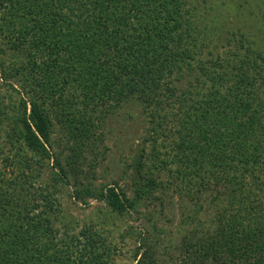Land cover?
Segmentation results:
<instances>
[{
    "label": "trees",
    "instance_id": "1",
    "mask_svg": "<svg viewBox=\"0 0 264 264\" xmlns=\"http://www.w3.org/2000/svg\"><path fill=\"white\" fill-rule=\"evenodd\" d=\"M223 2L0 0V37L17 50L16 62H0L1 81L17 93L0 95V264H118L100 227L60 221L70 185L76 199L103 200L116 214L157 187L189 199L209 192L220 208L189 228L173 264H264V48L210 17ZM133 101L152 151L146 176L143 159L133 163L144 182L129 197L80 175L104 152L106 119ZM147 242L137 264L156 263Z\"/></svg>",
    "mask_w": 264,
    "mask_h": 264
},
{
    "label": "rangeland",
    "instance_id": "2",
    "mask_svg": "<svg viewBox=\"0 0 264 264\" xmlns=\"http://www.w3.org/2000/svg\"><path fill=\"white\" fill-rule=\"evenodd\" d=\"M262 2L263 4L251 7L247 0H224L219 10L210 17L219 18L232 29L237 27L247 31L246 34L253 42L264 48V23L261 20L262 14L264 15V0ZM260 6L262 8H259ZM230 46L234 47L233 44ZM0 49V62L3 66L16 62L17 50L5 43L1 37ZM2 94L17 96V93L0 79V95L3 96ZM133 102H128L106 119V133L103 132L104 143L100 148L104 152L98 154L97 162L95 161L90 169L91 172L88 173L86 163H82L83 173L80 175L84 182L90 181L95 186L115 183L122 187L129 197H132L135 187L143 185V177L147 175V167L151 163V160L145 157H148L152 151L147 133L149 124L141 107ZM158 131L161 132L160 129ZM60 133L61 130L54 124L51 127L50 138L56 151L61 149V146L56 145ZM4 137V130H1L0 148L3 146L4 152L0 151V167L1 157L6 152ZM163 138L158 135L157 141L160 142ZM155 148L154 151L158 150L159 158L166 156L168 149L161 146L158 148L155 146ZM140 154L143 157H140ZM139 158L143 159L144 163L140 168L143 177H140V173H136L134 169L133 163ZM46 171L51 172L50 166ZM155 175L156 173L152 176L155 177ZM8 176L9 173L6 171L5 177ZM165 178L166 174L162 170L156 176L157 181ZM64 188L59 198L61 214H63L60 221L70 220L75 231L87 224L100 227L108 244L115 247L113 258L118 264H137L134 252H141L144 248L141 243L144 237L148 242L153 243L155 264H173L183 254L181 252L182 237L189 234V228L195 227L198 221L201 226L208 225L214 219L221 203L220 201L219 203L218 201L209 202V192H199L195 195L196 198L189 199L186 196H180L182 193H177L172 187L166 189H157V187L151 191L150 195L140 197L133 208H128L122 214H116L110 211L103 200L86 196L84 202L71 195L73 190L71 185ZM197 206V212H193ZM190 213L195 218L193 223L185 220V218H192L188 217Z\"/></svg>",
    "mask_w": 264,
    "mask_h": 264
}]
</instances>
